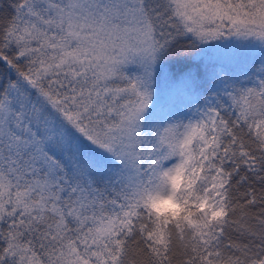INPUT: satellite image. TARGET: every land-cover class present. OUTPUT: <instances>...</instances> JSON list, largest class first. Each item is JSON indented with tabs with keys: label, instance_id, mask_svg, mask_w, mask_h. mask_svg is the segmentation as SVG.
I'll return each instance as SVG.
<instances>
[{
	"label": "snow or ice",
	"instance_id": "obj_1",
	"mask_svg": "<svg viewBox=\"0 0 264 264\" xmlns=\"http://www.w3.org/2000/svg\"><path fill=\"white\" fill-rule=\"evenodd\" d=\"M0 264H264V0H0Z\"/></svg>",
	"mask_w": 264,
	"mask_h": 264
}]
</instances>
